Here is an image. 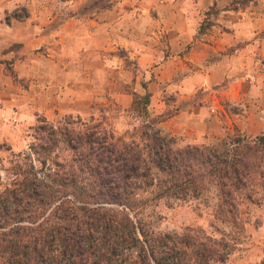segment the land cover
<instances>
[{"label": "rangeland", "instance_id": "obj_1", "mask_svg": "<svg viewBox=\"0 0 264 264\" xmlns=\"http://www.w3.org/2000/svg\"><path fill=\"white\" fill-rule=\"evenodd\" d=\"M241 16L264 18V0H0V188L6 183L1 164H7L11 153L27 149L31 126L40 117L52 123L68 114L100 121L114 137L134 141L144 153L156 148L150 129L171 138L172 148L196 145L217 148L218 153H225L237 136L250 140L263 132L264 128L254 136L246 135L235 123L247 102L220 98L218 92L225 82L200 83L193 96L179 97L176 105L180 94H175L171 84L175 75L167 82L164 77L161 88L154 81L162 59L181 57L192 43L177 51L170 35L174 29L168 28H189L192 37L205 42L219 33L232 34L233 24ZM139 33H143L139 39L146 37L153 43L149 47L161 51V59L146 61V57L132 53L134 45L116 43L120 37L134 39ZM256 36L264 37V25ZM238 46L215 52L208 49L201 54L203 65L218 58V53H232ZM261 63L264 65V59ZM152 82L159 91L157 102L163 103L159 113L149 107L146 89ZM131 92L148 93L146 111L131 107ZM209 103L213 109L208 114L215 115L212 120H216L214 112L220 107L228 118L220 111V125L210 127L197 142L159 126L179 108ZM152 172L154 185L162 188L164 173L155 166ZM158 188L151 186L138 193L142 204L129 211L134 219L158 231L181 233L189 227L214 237L231 231L228 224L213 217L212 189L198 198L177 199L157 197ZM244 219L239 242L223 262L213 264H264V205L247 204Z\"/></svg>", "mask_w": 264, "mask_h": 264}, {"label": "trees", "instance_id": "obj_2", "mask_svg": "<svg viewBox=\"0 0 264 264\" xmlns=\"http://www.w3.org/2000/svg\"><path fill=\"white\" fill-rule=\"evenodd\" d=\"M131 95V107L146 111L148 93ZM31 130L27 149L1 164L0 264L223 262L242 237L246 205H264V131L237 136L218 153L172 148L171 138L150 129L156 148L144 153L102 122L69 114L56 123L40 117ZM154 166L165 175L162 188L154 185ZM151 186L157 197L177 199L212 189L213 217L231 231L153 230L129 213Z\"/></svg>", "mask_w": 264, "mask_h": 264}, {"label": "crops", "instance_id": "obj_3", "mask_svg": "<svg viewBox=\"0 0 264 264\" xmlns=\"http://www.w3.org/2000/svg\"><path fill=\"white\" fill-rule=\"evenodd\" d=\"M182 24L183 22H179V25ZM263 25L264 18L241 16L234 22L232 34L219 33L218 37L206 39L205 42L192 37L189 28L186 30L174 27L168 28L169 30L174 29L170 35H173L171 37L172 45L177 47V51L182 45L192 43L188 47V52L181 57L171 58L170 56L167 59L166 57L162 59L159 76H155L154 81L161 88L159 83L164 84V77H166L167 82L172 75H175V80L171 81V84L176 90L175 94H180L174 102L176 105L179 97L180 99H186L193 96L195 87L200 83L212 85L225 82L224 88L218 92L220 98L224 97L230 101L241 98L247 102L241 110L243 113H238L241 118L235 123L246 135L254 136L258 134L264 128V67H262L264 65L261 63V59H264V37L256 35ZM142 34L139 33V36L134 39L127 36L120 37L121 39L116 43L123 47H126V44L131 45L130 47L134 45L132 53H138L140 58L146 57V61H151L153 57L161 59V51L149 47V43L153 44L152 42L146 41V37L139 39ZM194 43H199L203 47L197 48ZM235 44L239 46L232 53H218V58L203 65V52H207L208 49L213 52L216 49L223 51L230 45ZM154 83L147 84L146 91L150 93V110L159 113L163 103L157 102V100H160L158 98L159 91L156 92ZM241 87L243 91L239 92ZM212 105V103H209L207 106L195 105L179 108L175 114L161 121L159 126L165 132L186 135V140L197 142L201 140V136L208 132L210 127L220 125V111L228 118L226 111L217 104L220 110H215L216 120H212L215 115L208 114L209 109H213ZM253 125L254 128H252ZM203 139H206V137H203Z\"/></svg>", "mask_w": 264, "mask_h": 264}]
</instances>
